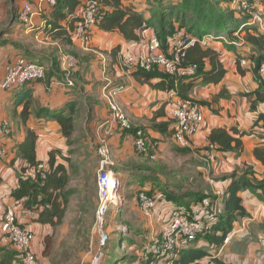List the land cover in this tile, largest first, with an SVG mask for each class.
<instances>
[{
	"label": "crops",
	"instance_id": "1",
	"mask_svg": "<svg viewBox=\"0 0 264 264\" xmlns=\"http://www.w3.org/2000/svg\"><path fill=\"white\" fill-rule=\"evenodd\" d=\"M85 1L81 0L77 11ZM137 3L139 0H136V5ZM25 4L31 5L34 14L33 23L30 26L23 24L20 18V21L17 17L13 18L12 15L15 6L20 15ZM229 8L233 11L230 5ZM142 9L143 7L139 11L141 12ZM53 12V7L43 0H0V15L3 20L0 26L2 41L0 43V83L6 76L7 67L21 57L37 60L47 68V77L43 81L24 89V92L31 91L33 96V104L29 108L31 115L26 121L21 117L24 106L16 107L18 96L23 93V90L12 91L0 88V124L10 122L12 125V136L0 141V148L6 152V157L0 159V264L9 260L10 254L17 251L2 233L5 213L16 204L19 223L35 234L33 251L37 256V264H47L50 258L45 255V240L47 237H53L55 227L39 222L40 213L44 208L41 210L25 209L12 197L13 191L19 187L21 169L28 164L19 156V146L26 140L29 130L37 135L38 162L48 166L51 153L54 152L56 165H64L68 170L70 184L66 191L70 195L66 215L70 212L71 196L89 194V190L85 192L84 188L88 184L85 176L86 171L92 169L89 183L93 187L90 194L92 215H88L92 218L101 202L99 176L102 171H111L113 175H110L114 182L117 181L115 176L120 179L121 183L131 181L130 200L127 201V195L123 192L124 187L121 185L117 190V195L122 197L121 203H117L111 211L115 218L124 213L125 217H130L134 209L141 211L136 200L138 192L145 187H148L146 190L155 188L156 185L153 182L148 183L151 176L155 179V176L159 175L158 180H163L159 171L153 172L154 175H149L148 170L154 168L152 164L156 163L158 157L160 158V152L170 154L172 150L169 149V145H175L172 142L173 135L170 137L155 129L157 125L169 124L168 130L172 133L174 124L170 94L168 91L155 87L161 79L140 82L133 76V73L125 74L118 65V57L122 52L129 51L138 56L147 51L148 41L151 36L154 37L151 31H144L140 42H127L118 32H106L97 26L92 29L91 43L86 49L80 41L72 39L71 42H67L56 35L57 30H54V27L57 22ZM235 15L237 20L242 18L237 13ZM17 22L21 24V28H18ZM57 24L66 27L68 20L59 21ZM245 24L247 23L241 22V26L232 37L225 33L220 36L212 34L206 38V45H202L203 48L212 49L218 54L219 61L226 69V75L219 84L197 80L189 92L190 99L203 106L205 117L201 131L192 138L191 152L196 151L204 158L205 150L211 147L209 137L212 131L217 129H224L232 137L241 139L243 142L242 153L210 150L211 161H205V166L211 172H208L205 166L198 167L204 172L203 179L208 186H211L213 193L219 190L226 193L232 183L231 176L237 169L250 167L258 179L264 178V166L254 155L256 148L264 147V122L257 124L259 117L264 115V103L259 102L253 109L255 98L251 99L247 95L255 92L260 86L255 69L261 58V63L264 61V49L246 41L248 33L257 37L264 36V16L262 24L243 27ZM101 51L106 53L112 62L111 71L108 74L112 82L115 86H126V90L118 97L120 106L125 110L133 125L137 129L140 127L144 129L155 143V148L152 147L149 153L139 154L133 135L122 133L117 125L112 123L109 127L104 126L110 119L111 112L108 103L102 97L104 74L100 53H98ZM112 51H116V54ZM63 53L72 54L81 65L78 68L80 71L77 72V70V74L73 75L74 87L57 83L63 78V74L61 68L56 66L55 58L59 60ZM206 65L208 70L212 69L209 59H206ZM71 103L77 105L78 111L76 131L69 142L63 134L61 125L52 115L62 111ZM81 139L85 141L86 146L77 147V141L79 143ZM102 139L111 147L112 164L106 166L101 164L98 154ZM74 161L78 164L76 168L73 165ZM82 165L83 168H81ZM71 172H74L76 176L75 174L73 176ZM73 177L76 181L72 180ZM207 191L204 192L205 195L208 194ZM239 196L249 216L235 222L228 244L224 243L222 247L216 249L208 241L202 239L197 247L206 249L208 252V249H211L218 251L219 254L223 252L228 254L227 259L220 257L226 263L264 264V194L244 190L239 193ZM213 198L205 197L199 204L191 203L189 208L201 206L204 201H212ZM127 205L130 206L127 208ZM223 205H221L222 210ZM174 207L177 206L170 202H163L158 205L152 218H147L142 211L140 212L147 222L148 228L146 224L145 227L150 230L151 239L156 237H153V233L157 235L163 231L166 214ZM81 215L79 212L78 216ZM156 228L158 231L161 228V231H156ZM238 243H243L244 247L251 245L250 250L247 248L245 250L246 256H241V258L233 255ZM237 247L240 250L244 248L241 245Z\"/></svg>",
	"mask_w": 264,
	"mask_h": 264
},
{
	"label": "trees",
	"instance_id": "2",
	"mask_svg": "<svg viewBox=\"0 0 264 264\" xmlns=\"http://www.w3.org/2000/svg\"><path fill=\"white\" fill-rule=\"evenodd\" d=\"M80 5L81 0H59L57 6L53 7L54 12L52 14L57 23L59 21L68 20V25L66 27L57 23L54 27V30H57L56 35L62 38L63 41H72V32L76 29L77 22L75 19L71 20L70 15L76 13ZM142 7L143 9L140 12L139 9ZM101 13L103 14V19L98 24L101 30L106 32H118L127 42H140L142 40V33L147 30L151 31L153 36L160 41L162 49L165 52L169 51L168 49L171 46L172 40L187 36L202 40L212 34L220 36L228 33V35L232 37L241 26V22L247 23L251 18L250 16L244 15L240 20H237L235 15L236 12L229 8L226 0H139L137 5L136 0H104V3L101 5ZM12 15L14 16L13 18L17 17L19 20L20 15L16 6L13 8ZM1 24L2 22L0 26ZM246 41L260 49H264V36L257 37L256 35L248 33L246 35ZM1 42L0 37V43ZM98 53L107 55L102 51ZM112 53L116 54V51H112ZM206 59L210 60V65L212 66L210 70L207 69ZM28 60L41 64V62L32 60L31 58ZM55 60L56 66H59V69L61 68V72L64 75L60 59L58 60L56 57ZM261 61L262 58L255 69L260 86L255 92L247 94L249 98H255V100H253V109L256 108L259 102L264 103V84L261 83L259 75ZM189 64L198 67V73L194 78L171 76L158 67L150 72L137 70L133 72V76L140 82H150L153 79H161L160 83L155 86L157 89L168 91V93L176 90L180 98L191 100L189 92L197 80L201 79L208 83L219 84L226 75V69L219 61L218 54L212 49H204L199 43L190 46L186 51L182 65ZM79 67H81L80 64ZM79 71L80 70L77 72ZM77 72L74 73V75L77 74ZM40 81L43 80L27 83L22 89L23 93L18 96L16 107L24 106V111L21 115L24 121L30 118L31 113L29 108L33 104L32 92L29 90L24 92V89ZM24 93L26 94L23 95ZM77 111V105L71 103L62 111L52 115L61 125L63 134L69 139V142H71V138L76 131ZM15 113L17 114V111H15ZM260 122H264V115L259 117L257 124ZM138 129L145 132L141 127ZM138 129H135V131ZM155 129H157L159 133L170 135L171 137L175 131V120L172 126V133L168 130L169 124L157 125ZM135 131L132 132L135 133ZM10 136H12V133ZM149 141L152 143V147H154L155 143L152 138L149 137ZM36 142L37 135L35 132L29 130L26 140L19 146V156L28 164L25 168L21 169L19 187L13 191L12 197L21 203L25 209L41 210L44 208L40 213L39 222L51 224L53 227L57 228L63 224L69 205L68 197L70 194L66 191L70 184L68 170L64 165H56L55 153L52 152L49 165H44L45 169L43 170V174H41L39 166L43 164L39 163L37 160ZM172 142L174 143V141ZM209 142L211 145L209 150L215 149L218 152L237 151L238 153H242L243 151V142L241 139L232 137L229 132L224 129L213 130L209 137ZM174 146L177 147L176 144ZM190 150L189 148L180 149V151L185 154L192 153ZM254 155L264 166V147L256 148ZM31 168L32 173L30 174ZM43 175L45 176L43 177ZM158 176H155V179L150 178L151 180H148V183L151 184L153 182L154 185H156L155 188L146 190L148 187H145V189L138 192L136 197H138L141 192L145 191L149 196L155 199L158 205L163 202L174 204L161 185L164 182L158 180ZM194 176L200 179L204 176V172L202 170H197L193 174V177ZM231 178L232 183L225 193L223 212L217 224L214 225L211 234L205 237H199L195 247L185 251L175 264H201L206 258L211 259L209 264H230L224 262L220 258H214L206 249L198 248L197 245L199 241L204 239L216 249L222 247L227 237L232 233L235 222L240 218L249 216V213L242 204V198L239 196V193L244 190H250L255 194H264V178L258 179L255 176L254 170L250 167L237 169ZM204 192L203 190L201 194L196 196L197 200L195 204L201 203L205 197H215L214 194L205 195ZM186 206H188V204L183 203V206L178 207L189 209V207ZM51 241L52 237H47L45 240V255L49 257L53 253ZM17 257L18 251L11 253L9 260L3 261L2 264H13L17 260ZM140 264H143V259H140Z\"/></svg>",
	"mask_w": 264,
	"mask_h": 264
},
{
	"label": "built area",
	"instance_id": "3",
	"mask_svg": "<svg viewBox=\"0 0 264 264\" xmlns=\"http://www.w3.org/2000/svg\"><path fill=\"white\" fill-rule=\"evenodd\" d=\"M47 1L51 7L57 6L59 0ZM239 17L250 16L245 26H253L263 23L264 0H226ZM104 0H87L85 5L76 13L70 15V19L77 22L76 29L72 32V39L80 41L86 49L91 43L92 29L103 19L101 5ZM34 14L30 4H25L20 12V20L25 25H32ZM2 17L0 15V23ZM143 34V33H142ZM210 37V35L208 36ZM196 39L190 36L172 40L168 52L162 49V44L156 37H151L147 44V51L138 56L131 52H122L118 57V65L125 74H132L137 70L147 72L154 71L157 67L171 76L194 78L198 73V67L193 64L182 65L187 49L199 43L206 45V38ZM103 66L104 86L102 91L103 99L108 103L110 109V119L104 124L109 127L110 124L118 126L119 130L126 134L133 135L135 147L139 154H146L152 147L149 137L146 133L137 129L125 110L120 106L118 97L126 90L125 85H117L112 82L108 74L111 71V60L103 53L99 54ZM63 70V78L57 81L62 86L73 85V75L79 68L78 59L69 53H63L60 58ZM47 68L43 64L30 62L27 58L21 57L14 64L7 67V73L4 80L0 83V88L5 90L20 91L25 85L32 81L43 80L46 77ZM260 81L264 84V61L259 68ZM172 116L175 120V131L172 141L181 148L192 149V138L201 131L205 117L203 106L194 100H184L179 97L176 90L171 91ZM103 126V127H104ZM110 131V130H109ZM132 131H135L133 133ZM12 133L10 122L0 124V141L9 137ZM102 139L101 141H103ZM211 148V147H210ZM98 154L103 166L112 164L111 147L106 141H103L98 148ZM211 151L205 150L204 158L211 161ZM6 157L4 149L0 148V159ZM44 165L39 166V171L43 174ZM111 171H102L99 176L101 202L98 206V217L101 223L107 214L113 211L115 205L122 200L117 195L118 188L122 185L120 179L115 174L118 185L113 191L114 199L110 200V194L104 191ZM45 175H43L44 177ZM212 201H204L201 206L186 209L184 207H174L167 212L164 220V229L160 235L151 239L145 249L143 264H175L182 254L195 247L199 237H205L211 234L213 227L222 213V206L225 201V191H216ZM138 205L147 218H152L158 207L155 199L141 192L137 197ZM17 204L12 205L5 213L2 222V233L14 245L18 251V257L14 264H36L37 256L33 251L35 234L31 230L22 227L19 223ZM107 236L102 234V248L106 242ZM229 236L225 240L228 244ZM102 256L103 249L100 251ZM98 264V263H95Z\"/></svg>",
	"mask_w": 264,
	"mask_h": 264
},
{
	"label": "rangeland",
	"instance_id": "4",
	"mask_svg": "<svg viewBox=\"0 0 264 264\" xmlns=\"http://www.w3.org/2000/svg\"><path fill=\"white\" fill-rule=\"evenodd\" d=\"M16 25H18V28L22 27L18 22ZM78 141L77 147L86 146L84 140L81 139L79 143ZM169 149L172 150L173 154L171 152L170 154L169 152H160V158L158 157L156 163L152 164L154 168L148 170L149 175H154L153 172L159 171L158 173H161L164 182L161 185L170 196L171 201L177 207L183 206V203H187L188 206L186 207H190L191 203L193 204L197 200L196 196L198 194H201L203 190H209L211 187L206 184L203 177L200 179H197L196 176L193 177L197 169L199 170L197 167H204L206 160L196 151L185 154L180 151L181 147H176L173 144L169 145ZM73 165L74 168L78 167L75 161ZM83 167L82 165L81 168ZM205 167L207 168V166ZM207 171L211 172L208 168ZM71 173L74 176L75 173ZM91 174L92 169L86 171L85 179L88 184L84 188L85 192L89 190V194L87 196L86 194L78 197H76L77 195L71 196L70 212L66 215L63 224L55 228L52 234L51 248L53 253L47 264H140V259L144 258V251L152 236L150 230L147 229L148 226L144 216L140 213L141 211L136 209L133 210L134 212L130 217H125L124 213L115 218L111 212L106 215L101 223L97 214L98 210L95 209V216L93 218L89 217V214L92 215L90 194L93 187L89 185ZM74 178L72 180L76 181ZM151 178L153 177L151 176ZM122 185L124 187L123 192L127 195V201H129L132 183L131 181L127 183L123 181ZM207 193L209 195L214 194L213 189H210ZM79 212H81V216H78ZM155 230L158 231L157 228ZM160 231L161 228L158 232ZM102 234L107 236L103 248ZM160 234L154 235L153 233V237ZM237 245L244 247V244H236L233 255L239 258L246 256V248L247 250L251 248L250 245V247L245 246L243 250H240ZM101 249H103L102 256H100ZM208 250L215 258L227 259L228 254L226 255L224 252L219 254L218 251ZM209 261L211 259L203 260L201 264H209Z\"/></svg>",
	"mask_w": 264,
	"mask_h": 264
},
{
	"label": "bare ground",
	"instance_id": "5",
	"mask_svg": "<svg viewBox=\"0 0 264 264\" xmlns=\"http://www.w3.org/2000/svg\"><path fill=\"white\" fill-rule=\"evenodd\" d=\"M111 174L113 175V173L111 172ZM114 177V176H113ZM118 185V181L114 182L113 178L109 177L108 181H107V184L105 185L106 188L104 189V191L107 193H111L110 194V200L114 199V196H113V191H114V188Z\"/></svg>",
	"mask_w": 264,
	"mask_h": 264
},
{
	"label": "water",
	"instance_id": "6",
	"mask_svg": "<svg viewBox=\"0 0 264 264\" xmlns=\"http://www.w3.org/2000/svg\"><path fill=\"white\" fill-rule=\"evenodd\" d=\"M13 1V0H12Z\"/></svg>",
	"mask_w": 264,
	"mask_h": 264
}]
</instances>
